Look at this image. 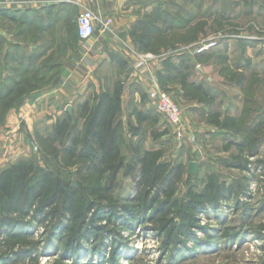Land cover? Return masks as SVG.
Here are the masks:
<instances>
[{
	"label": "rangeland",
	"instance_id": "1",
	"mask_svg": "<svg viewBox=\"0 0 264 264\" xmlns=\"http://www.w3.org/2000/svg\"><path fill=\"white\" fill-rule=\"evenodd\" d=\"M155 4L147 31L121 36L124 52L147 60L144 81L127 80L125 54L104 66V75L116 74L101 90L119 88L120 109L103 161L67 149L83 137V104L101 91L88 80L75 97L30 98L50 88L53 73L10 63L0 48V171L25 161L48 176L41 197L2 229L0 264H264V0ZM129 84L137 96L126 92ZM160 93L180 124L158 110ZM208 184L232 193L217 200ZM57 187L72 193L71 211L65 199L45 207Z\"/></svg>",
	"mask_w": 264,
	"mask_h": 264
},
{
	"label": "crops",
	"instance_id": "2",
	"mask_svg": "<svg viewBox=\"0 0 264 264\" xmlns=\"http://www.w3.org/2000/svg\"><path fill=\"white\" fill-rule=\"evenodd\" d=\"M157 1L5 0L0 4V48L4 50V59L10 63L26 65L29 70L34 67V71L47 65L48 68L41 69L43 76L53 73L49 77L54 82L50 88L33 92L30 98L42 93L43 98L54 96L58 101L75 97L82 94L83 81L88 80L87 86L92 87V92L102 91L104 80L109 79V74L113 77L116 74L112 68L104 75V66L113 64L116 53L129 57L127 80L130 81L132 76L136 82H142L148 62L124 52L123 47L128 43L123 42L121 36L147 31V19L152 17ZM83 8L97 16L95 33L87 40H80L75 34L76 17ZM106 18L111 19L109 27L101 30L100 21ZM125 89L129 94L138 95V89L130 84ZM56 104L53 102L48 106L52 108Z\"/></svg>",
	"mask_w": 264,
	"mask_h": 264
},
{
	"label": "trees",
	"instance_id": "3",
	"mask_svg": "<svg viewBox=\"0 0 264 264\" xmlns=\"http://www.w3.org/2000/svg\"><path fill=\"white\" fill-rule=\"evenodd\" d=\"M75 34L77 36L76 30ZM146 35H144L143 40L139 39L137 43L139 48L147 45L149 36ZM166 64L168 65V63ZM43 67V65L37 67L36 72L38 70L42 71ZM119 109L120 90L117 87L112 91L103 90L99 92L92 105L89 102H85L81 109V114H86L84 134L82 138L72 140L70 147L67 148L69 152L78 157L89 158L91 160L99 158L100 161H103L112 152L116 141L117 124L113 123V119ZM63 127V119L56 122V137L62 135ZM78 145H80V148L76 150ZM148 155L149 153L145 152L144 156L139 160L141 164L140 183L147 177L145 175H147L149 170L147 164ZM108 169H112V176L114 177L118 165H111ZM153 179H156V176ZM166 180L167 178L165 177L163 183ZM47 181L48 176L46 173H43L41 177H37L33 165L25 161L17 162L0 171V233L4 227L12 226L13 219L10 215L20 213L34 205L35 201L43 194ZM208 185L214 191V196L217 200L226 199L232 193L229 186L226 187L224 184ZM200 197L202 198V202H205V200L209 201L208 191L201 192ZM64 199V211H71L73 205L72 193L64 194L58 187L54 190L51 197L44 200V205L45 207H49L54 203H60ZM197 203L199 204L196 201L193 205ZM38 212L42 213L41 210ZM8 261L6 263H9Z\"/></svg>",
	"mask_w": 264,
	"mask_h": 264
},
{
	"label": "built area",
	"instance_id": "4",
	"mask_svg": "<svg viewBox=\"0 0 264 264\" xmlns=\"http://www.w3.org/2000/svg\"><path fill=\"white\" fill-rule=\"evenodd\" d=\"M4 1L5 0H0V4ZM96 17V14L90 9L83 8L79 11L76 17V33L78 39L87 40L94 35V21L97 19ZM110 22V18L100 21L101 30H107ZM158 110L163 113L165 112L172 123L176 125L180 124L181 119L178 109L164 93L159 94Z\"/></svg>",
	"mask_w": 264,
	"mask_h": 264
},
{
	"label": "water",
	"instance_id": "5",
	"mask_svg": "<svg viewBox=\"0 0 264 264\" xmlns=\"http://www.w3.org/2000/svg\"><path fill=\"white\" fill-rule=\"evenodd\" d=\"M196 171V163L190 162L189 163V173H194Z\"/></svg>",
	"mask_w": 264,
	"mask_h": 264
}]
</instances>
